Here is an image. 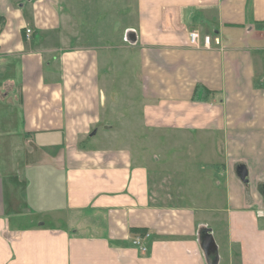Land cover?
Segmentation results:
<instances>
[{"label": "crops", "instance_id": "obj_1", "mask_svg": "<svg viewBox=\"0 0 264 264\" xmlns=\"http://www.w3.org/2000/svg\"><path fill=\"white\" fill-rule=\"evenodd\" d=\"M82 1L0 0V264H264V0H135L123 91Z\"/></svg>", "mask_w": 264, "mask_h": 264}, {"label": "rangeland", "instance_id": "obj_2", "mask_svg": "<svg viewBox=\"0 0 264 264\" xmlns=\"http://www.w3.org/2000/svg\"><path fill=\"white\" fill-rule=\"evenodd\" d=\"M134 1L135 0H83L78 7L80 14L83 16L81 22L84 24L83 33L86 34L85 38L89 39L91 43L98 42L107 45L122 44V46L117 49V54L120 55L123 62L122 69H120L122 71L115 84V86L122 89V91L129 88H137L135 74L137 70V57L135 54L129 53L128 43H122L125 41L124 36L126 28L130 26L134 20V14L130 12L131 10L133 11L135 7ZM116 7H119L117 12L114 10ZM120 7L122 10L121 13L118 14ZM112 22L120 24L122 28L115 31L114 35L106 36L110 32L113 33L109 31L108 28L112 26L110 24ZM102 35H105V37H101ZM125 55H128V57L124 58ZM125 97L126 96H123V99H125ZM122 111L124 114L130 113L126 109H122ZM133 116L137 118L136 113ZM124 131L126 133V127ZM134 144L136 145V143Z\"/></svg>", "mask_w": 264, "mask_h": 264}, {"label": "built area", "instance_id": "obj_3", "mask_svg": "<svg viewBox=\"0 0 264 264\" xmlns=\"http://www.w3.org/2000/svg\"><path fill=\"white\" fill-rule=\"evenodd\" d=\"M30 31H31L30 29H27V32H30ZM212 40H213V38L210 35L204 36V38H203L204 46L210 47L212 44ZM189 42L191 45L197 46V47H200L202 45L201 44V36L198 33V31H196V30L190 31ZM148 237H150V234L148 232L140 233V234H137L133 237L132 242H133L134 246L138 247L142 252H146L148 249L146 239Z\"/></svg>", "mask_w": 264, "mask_h": 264}]
</instances>
